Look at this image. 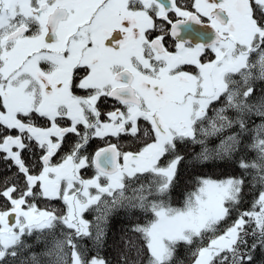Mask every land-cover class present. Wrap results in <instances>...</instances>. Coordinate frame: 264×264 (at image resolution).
I'll return each instance as SVG.
<instances>
[{
    "label": "snow or ice",
    "instance_id": "obj_1",
    "mask_svg": "<svg viewBox=\"0 0 264 264\" xmlns=\"http://www.w3.org/2000/svg\"><path fill=\"white\" fill-rule=\"evenodd\" d=\"M0 264H264V0H0Z\"/></svg>",
    "mask_w": 264,
    "mask_h": 264
},
{
    "label": "trees",
    "instance_id": "obj_2",
    "mask_svg": "<svg viewBox=\"0 0 264 264\" xmlns=\"http://www.w3.org/2000/svg\"><path fill=\"white\" fill-rule=\"evenodd\" d=\"M202 175L210 176L214 179H220L223 178V174L220 169H204L202 172ZM184 190L183 185L181 186V191Z\"/></svg>",
    "mask_w": 264,
    "mask_h": 264
}]
</instances>
